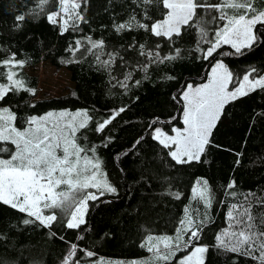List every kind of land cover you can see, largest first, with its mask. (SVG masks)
Here are the masks:
<instances>
[{"label":"trees","instance_id":"obj_1","mask_svg":"<svg viewBox=\"0 0 264 264\" xmlns=\"http://www.w3.org/2000/svg\"><path fill=\"white\" fill-rule=\"evenodd\" d=\"M201 2L216 4L220 0ZM254 6L264 10V0H255ZM57 11L58 0H49L42 10L39 0H0V60L14 54L17 60L25 61L14 71L26 88L35 90L34 94L9 93L0 100V108H10L17 116L16 127L21 129L30 116L56 110L86 111L91 120L78 133V142L85 148H95L94 154L89 153L99 158L116 192L97 194L98 199L89 200L86 223L79 229L65 227L66 215L51 228L39 222L25 225L23 220L32 218L0 203V264H62L73 243L78 245L73 261L78 259L80 264L100 258L137 260L151 256L146 246L148 237L160 234L178 215L176 227L186 207L191 208L195 221L204 222L199 240L192 243L208 247L205 264H257L250 257L217 248L216 237L228 228L227 214L232 205L247 206L245 197L259 230L264 231V223H260L264 221V89L257 88L225 105L200 161L175 163L168 154L170 149L153 138V129L161 127L171 132L182 126V91L189 84L205 82L217 60L233 73L232 86L253 68L256 72L251 78L263 75L264 27L257 25L261 38L243 54H234L230 45H223L214 57L205 59L198 49H206L208 44L201 42L197 27L182 28L181 36L172 42L138 28L116 32L114 25L129 21L133 15L149 25L163 19L168 10L159 0L150 4L142 0H81L80 12L87 22L78 21L75 30L70 27L63 32L60 23L52 24L47 19L49 13ZM19 15L25 19L17 21ZM216 15L215 11L198 9L209 39L224 23L211 19ZM87 37L103 40L104 49L86 52ZM77 40L82 47L73 54L71 49ZM133 42L144 44L146 49L159 45L156 50L161 56L175 55V49L180 53L175 60L152 64L145 74L137 67L145 57L138 47H128ZM115 52L119 56L110 68L97 62V55L104 61ZM44 61L69 72L73 87L67 93L36 98L38 77L26 68ZM129 72L131 79L125 81ZM6 73L7 69L0 66V83H6ZM121 108L125 111L103 131L96 130ZM205 180L211 194L210 207L204 200L192 198L195 182ZM233 181L234 187L229 188ZM214 248L217 260L212 257ZM189 249L191 246L181 248L176 256ZM85 251H92L94 256H86Z\"/></svg>","mask_w":264,"mask_h":264},{"label":"snow or ice","instance_id":"obj_2","mask_svg":"<svg viewBox=\"0 0 264 264\" xmlns=\"http://www.w3.org/2000/svg\"><path fill=\"white\" fill-rule=\"evenodd\" d=\"M58 2L60 11L49 13L47 19L52 24L60 23L62 32L68 31L70 27L75 30L78 21L87 22L80 12L81 0ZM142 2L150 4L155 0ZM159 2L168 10L162 21L149 25L140 23L133 15L129 21L114 25L116 32L138 28L172 42L181 36L182 28L197 27L201 42L208 44L206 49H198L205 59L214 57V53L223 45H230L235 50L234 54H243V50L251 49L261 38L257 34V25L264 27V10H258L254 6L255 0H220L216 4H205L201 0ZM48 3L49 0H39V8L42 10ZM198 9L215 11L218 15L211 19L224 22L214 31L212 39H209L208 31L198 17ZM24 19L23 15L16 17L17 21ZM86 40L88 43L86 52L96 49L102 51L105 47L103 40H92L90 37ZM75 44L76 47L71 49L73 54L82 47L80 40L75 41ZM128 47H138L139 54L145 57V61L137 66L145 74L152 64L175 60L180 53V49H175V55L161 56L156 50L159 45H156L155 49H146L144 44L137 45L135 42ZM118 56L119 53L115 52L110 53L108 59L104 61L100 60L99 55L96 59L102 67L110 68ZM24 63L23 60H17L14 54L10 59L0 60V66L7 69L6 83H0V100L17 91L34 94L35 90L26 88L25 82L19 79L17 72L14 71L17 67H23ZM254 72L256 69L253 68L245 73L239 86L229 91L228 85L233 81V73L222 61H217L211 68L207 83L195 87L189 84L182 93L185 102L183 111L185 127L173 128L174 135H168L160 128H156L153 138L164 148L170 149L168 154L177 164L200 161L202 154L211 144L212 130L223 114L225 105L257 88L264 89V76L250 79ZM131 75L129 72L125 76V81L131 79ZM139 83L137 80L136 84ZM123 111L125 109L121 108L114 112L109 119L99 123L96 130L103 131ZM16 120L17 116L10 108H0V154H9L6 159L0 155V203L32 218L24 219L25 225L39 222L44 227L51 228L58 220L55 210H60L67 216L65 227L79 229L86 223L88 201L98 199L95 193L88 190L97 189L100 195L104 192H116V188L108 183L106 174L101 172L99 158L88 155L89 152L94 154L95 148H85L78 142V133L87 128L91 117L86 111H50L43 116L28 117L22 129L16 127ZM7 144H11L14 150L10 151L5 146ZM197 184L202 187L194 189V192H198L199 198L210 207L211 194L208 182L197 181ZM234 184L233 181L228 187L232 188ZM61 186H64V190L58 191ZM245 204L247 206L232 205L227 214L229 226L217 235L216 247L225 252L250 257L257 264H264V231L258 228L257 218L252 213L248 197H245ZM46 212L48 214H45ZM203 223L192 218L182 220L176 237L157 238L159 243H153L154 238L149 236L146 246L149 252L154 253L155 262L146 261L144 264H162L169 261L175 255V251L190 246L192 251L182 258L179 264H205L204 257L208 247L192 243L199 240ZM189 233L188 239L184 240L183 236ZM77 249V244L70 245L63 264H80L78 259L73 261ZM84 254L88 257L94 256L92 251H85Z\"/></svg>","mask_w":264,"mask_h":264},{"label":"rangeland","instance_id":"obj_3","mask_svg":"<svg viewBox=\"0 0 264 264\" xmlns=\"http://www.w3.org/2000/svg\"><path fill=\"white\" fill-rule=\"evenodd\" d=\"M69 2H71V0H69ZM163 19H160L158 21H162ZM217 61H221V60H217ZM216 62H214V64ZM211 68H210V71L208 73V78L211 75ZM26 71L29 74L35 75V76L38 77V92H37V97H36L37 99L48 98V97L50 98V97H53V96H59V95L67 93L73 87V83L70 80L69 72L65 68H61V69L54 68L52 65H50V63L48 61H44V62H41V63L35 65V66L28 67V68H26ZM261 76H264V74L261 75ZM208 78H207V80L205 82L193 85V87L201 85V84H204V83H207ZM250 79H254V78L250 77ZM237 86H239V83L237 85H234V86H232L231 83H230L228 85V90L232 91ZM185 89L182 91V93L185 91ZM182 93H181V97H182ZM184 107H185V102L183 101V108H182V113H181L182 122H183ZM60 111L77 112V111H83V110H56V111H51V112H60ZM45 114H43V115H45ZM43 115H41V116H43ZM183 127H185L184 124H182V126H176L174 128H181L182 129ZM156 128H160L162 131H164L168 135H174V133L172 131L171 132L166 131V130H164L161 127H155L153 129V135H155V131L154 130ZM6 147H8V145H6ZM173 147H175V146H173ZM9 149H10V151L14 150V148L12 146L9 147ZM0 155H2L3 158L6 159V158H8L9 154L8 153H2ZM88 155L92 156L91 153H88ZM101 172L106 174L104 169L102 168V166H101ZM106 178H107L108 183L111 186L115 187L114 185L111 184L110 179L108 178L107 175H106ZM198 179H201V178H198ZM200 187H202V185H198L197 181H196L194 186H193V189H192V198H194V196H195L196 197L195 200H200L201 201V199L199 198L198 192H194V189H199ZM59 190H64V186H61V188L58 189V191ZM88 191H91V192L95 193L96 195L99 194V191L97 189H89ZM104 193H109V192H104ZM190 209H191L190 207H186L185 208L184 215L182 216L180 222L178 221L179 223H178V225L176 227H175L174 224H175V221L178 219V215L174 216L172 219L169 220V223L163 228V230H162V232L160 234L152 235L151 237L154 238L153 243H159V240L157 238H163V237L175 238L176 235H177V230L181 227V221L185 220L187 218L194 219L193 215H192V210H190ZM55 211H56V214H57L58 218L63 217L65 215L60 210H55ZM45 214H48V213L46 212ZM66 220H67V217L65 219V223H66ZM191 251H192V247H191V249L186 250L185 252H183L182 254H180L178 256H176L177 251H175V255L167 262H170L169 264H179L180 260L182 258H184L185 256L189 255ZM149 255L146 256V257L139 258L137 260H121V259H113V258H110V259L100 258L98 260H91V261H88V262H85V263H81V264H144V262H146V261L155 262L154 253L152 252L151 256H149ZM212 257H213V259H216V260L218 259L217 249L216 248H214L212 250ZM205 258H206V253H205L204 259ZM162 264H167V263L162 262Z\"/></svg>","mask_w":264,"mask_h":264}]
</instances>
